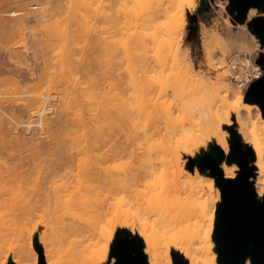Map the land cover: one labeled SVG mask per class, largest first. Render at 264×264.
I'll return each mask as SVG.
<instances>
[{
    "label": "rangeland",
    "instance_id": "obj_1",
    "mask_svg": "<svg viewBox=\"0 0 264 264\" xmlns=\"http://www.w3.org/2000/svg\"><path fill=\"white\" fill-rule=\"evenodd\" d=\"M29 1V4L32 3V0ZM91 2L92 4L96 2V4L94 3V7H92L93 5H91ZM91 2L90 0L88 3H86L85 0H62L63 4H60L62 8H57L58 11L56 10L48 21L35 23L33 20H25L24 22L23 19L21 21V19L19 20L7 15V10L13 6L19 9L22 8L19 10L20 13H22L25 7L23 8V5H18V2L13 0H0V97L4 94V99L0 102V106L2 105V107H5L7 110L9 109L7 107H11L10 112L12 113V106L14 105L13 108L15 109L18 105H21L23 102L22 100L25 99L23 97L27 95L26 93L32 92L35 85H37L38 88L34 87V89L36 88V90L38 89L41 91L46 83L51 85L49 83L50 75L53 76V72L60 71V74L62 72L61 75L59 74L60 76H57L58 74L56 76L60 80H64L62 69L67 67V62L69 63L72 57H75V62L72 64L70 62L68 66H77L66 68L69 77H65V79H68V82L70 81L68 84L65 80V83L68 85L66 89L72 90L75 86L78 90L77 87L82 85L81 88L84 89L81 91H83L85 88H88L86 85L92 86L91 84L95 83L93 85L95 88L92 86L95 91L94 94L96 95V90H101L103 92V104H107L109 109L112 108L111 110L113 111L111 112L108 110L109 114L105 116L97 115L99 116L97 117L94 115V119L96 117L97 120L98 118L100 119L98 124V121L95 122L92 117L94 112H90L89 115V111L90 109L93 111L97 107L95 110L97 113L95 112V114H98V112L101 114V106L98 103L100 99L93 95L91 101H95L89 104L90 100L86 101L87 97H82V93L78 92L80 90L77 91L74 88L80 96L74 93L78 98V101L75 100L77 105L75 104L76 107L74 105L72 108L69 107L70 110L74 107L76 108L75 112L71 110L73 115L75 114L74 117H77L75 120H81L82 123L84 118V120H86V118L91 116L92 121L97 124L91 123L96 126L95 128H97V125L100 126L99 128L101 130L97 129L100 131V134L102 132V140L104 138L106 144H111L113 142L124 143L127 135H131L135 154L131 158L125 156L108 160L104 164L105 167L109 172L120 177H123L124 172L128 169L135 168L136 171L139 170L143 167V164L148 166V169L152 170L153 173L145 178L139 177L134 186L126 190L120 189L117 192L104 190L98 192L89 188L83 191L84 196L82 198V204L69 206L64 203V199L66 198L65 191L59 189L58 192H55L54 189H50L52 191L51 195L48 197L44 195L46 194L44 191L47 186L43 178L38 176V174L36 175L32 172L18 174L12 171V166H14L12 160L15 159L14 156L19 153L17 146L20 145V143L16 140L15 142L18 144L15 146V143H11V140L9 141L11 138H2L9 133L8 130L11 131L12 124L7 123L8 126L11 127H9V129L4 125V132L1 133L6 134H3L0 138V194L1 198H5L3 200L0 198L1 202L4 201L0 204V246L3 258L7 259L5 264H17L16 260L20 257L23 246L25 244L29 245L31 242L34 243L33 246L40 256V263L42 262L41 251L42 255H44L41 243L46 240L54 247L56 258L60 260L61 264H75L72 261L75 249H88L100 239H107V241L111 243L117 231H131L133 235L138 234L142 240L140 232L141 218H138V216L141 217L143 212L138 213V210L147 206L149 202L154 203L160 197V194L171 197L172 193H174V185L172 184L174 176L170 173L169 168L171 164L170 159L180 156L182 163L185 162L189 170H198L211 180L213 177H216V175L212 174L211 168L208 165L202 167L201 160L211 155L219 163V167L221 168L225 158L228 159V157L232 155L233 133L237 132L244 149L250 147L253 150L251 144L244 140L239 132L235 113L233 111L229 113L227 107H224L222 104L218 105V107L222 120L225 124L228 123V127L225 128V130L228 131V141L230 143L228 149H220L211 125L206 124L207 122H203L204 118L199 114L200 109L196 110V114L194 115V119L199 123L194 126L192 125L190 116L185 115L180 107L183 100L188 97L190 98V96L192 98L195 95L192 93L193 90L191 85L187 83H184V86L181 85V78L176 75L172 54L167 53L165 65H156L155 70L151 72L152 75H155L154 86L157 88L150 96L146 94L143 86H140V88L133 86L129 87L126 83L120 82L125 78L123 71L126 66L125 60L123 61L122 46L124 44V39H127L129 33L133 34V31L141 29L152 14L157 16V18H154L161 24L160 30H163L165 26L164 23L168 18L165 11L168 12V14L174 12L180 14L184 11L186 21L183 33V46L189 48L195 66L212 79L221 75L222 79L230 82L233 87L243 90L246 101L261 107V101L255 98L247 99V94L251 85L242 87L231 79V74L234 72L236 66L230 68L227 58L230 50L237 49L233 43L232 36L244 33L249 45L247 49H243L241 56H244V53L250 54L254 63L258 62L264 64V35L261 36L255 27V22L264 18L263 6L256 7L253 5L249 7L245 13L240 14L234 0H101L98 3L97 0H91ZM85 3L90 4L85 5ZM85 6L88 7L87 9H90L89 12ZM252 8H254V11ZM19 15L18 18L21 17V15ZM32 30L40 36L38 37V44H35L33 41V38H37V35H33L32 38ZM42 30L45 32L44 35H41ZM21 31L23 32L21 33ZM208 33H214L220 37V42L212 40L214 45L210 48V56L213 57L214 64L208 61L207 48L204 44V35ZM69 48H71V50L73 49L72 51L75 53L72 57L71 55L68 56ZM223 52L226 57V62L220 66L216 58L221 56ZM153 53L152 51L151 54ZM61 57H67L66 62L65 60L63 61L64 58L62 59V61L66 63L62 62L65 64V67L62 65L63 68H61ZM68 58L70 59L68 60ZM135 61L132 63L134 64ZM79 65H82V67L91 66L92 71L87 68L89 72H86L83 68V70H85L84 72ZM69 69H72V71ZM69 72H72L71 78ZM82 73L88 74L81 78L80 76ZM56 76L54 75L55 79L52 77L51 80L53 79V82L57 81L59 83L60 80L58 81ZM79 78H81V81H79ZM47 79H49V81H47ZM76 79H78L81 85L78 86L79 82L77 83ZM52 81L51 83H53ZM38 83L41 84V89H39ZM32 84L35 85L33 86ZM55 84L57 83L55 82ZM72 84L74 85L72 86ZM75 84H77V86ZM54 85L52 84V87ZM95 85H97V87ZM28 86L31 89L27 88ZM193 86L196 93L198 92L196 90L201 89L198 85ZM15 87L18 88V92H16L17 89H15ZM162 88L167 90V94L157 97ZM24 89L26 90L24 91ZM74 90L73 92H75ZM3 91H7L8 96L7 92L5 95ZM19 91H21L22 94L24 93L23 96ZM88 91V93L93 92L90 87ZM84 92L83 94L87 95L86 90ZM11 94H13L15 100L19 95L21 98L19 96V101H17V99L15 103L14 100L11 102L10 99H8L9 101L5 99V96H10L9 98H12ZM72 96V99H76L74 95ZM94 97L96 99H93ZM149 97H153V99H149ZM79 98H84V101H82L84 103L83 107ZM0 100L2 99L0 98ZM24 101H27V99ZM72 101L74 102V100ZM93 102L98 105H92L94 109L90 108ZM80 103L81 106L79 105ZM87 104H89V107ZM121 104L123 108H128L131 122H128L127 118L121 115L123 111L120 112L118 109ZM79 108H81V110ZM83 108L85 111L88 110V114L87 111L85 112L86 114L83 112ZM70 110L69 113L71 112ZM76 113H79V116L81 115L80 118H78L79 116H77ZM14 115H19L17 118L22 116L19 118V120L22 121L28 117L22 113ZM70 115L72 116V114H69V117H71ZM83 115L85 116L84 118H82ZM91 119L89 118L88 120ZM70 121L72 122V120ZM79 124L80 121L78 124H72V126L69 127L72 128L74 125L78 127ZM87 124H83L82 126L79 125L80 128L82 127L81 129L83 132L78 129L79 127L77 129L73 127V129L75 128L76 130L70 129L74 131L71 132L67 129L69 127L66 126L62 130L64 131L67 129V132L64 131V133L61 130V134L59 133L60 135H58L61 136L62 139L65 137V140L66 137L71 138L72 136L73 138L78 135L77 137L81 136L82 139L88 137L87 141H93V134L98 130H95L93 127L94 131H91L92 124L86 128L85 125ZM6 127L8 130H6ZM33 128H35V126ZM84 130L87 131V136H85L86 132L84 133ZM41 131L40 133H43V135L45 132V135L48 133L46 129ZM62 134H69V136L63 137ZM22 135L21 133L20 137ZM7 136L9 137V134L6 135V137ZM12 136L15 137L16 135ZM18 137L16 136L15 138L19 139ZM77 137H75L77 139L75 142V149H81L85 146L87 141L85 138L83 140L79 138L78 141ZM75 138L74 140H76ZM72 140L71 142H73ZM11 147L12 149L15 148L18 153L16 151V153L13 152L14 150L12 151ZM94 153L95 151L93 150H85L81 156L84 160H93ZM248 158L249 164L253 167L254 172L250 177L252 180L256 177L257 171L255 154L254 157L249 156ZM10 165H12L11 170L9 169ZM231 165H233L232 167L235 171V177L233 178L235 179L240 172V165L236 160H231ZM40 181H43L44 184L42 183V185L44 188H42ZM39 182L40 186L38 185ZM216 185L220 189L221 194L217 197L218 211L222 202V191L217 181ZM40 187V192H38L37 195V191H39L38 188ZM53 191L55 193H53ZM39 194L44 196L42 197ZM216 194L217 193H215V195ZM263 196L259 197V199H262ZM129 206H132V211L136 215H129L128 219H126L123 214H120L121 212H119L118 208L126 209ZM145 216L146 215H144V217ZM154 217H156L155 214H153L152 218ZM72 225H79L82 228V234L78 235L73 233L68 235V237L65 236V227ZM39 245L41 249H39ZM172 253L173 258L176 254L185 259L184 256L180 252L175 251V249H172ZM44 259L46 261L45 256ZM116 260L117 258L113 255L111 247L110 258L107 264H115Z\"/></svg>",
    "mask_w": 264,
    "mask_h": 264
},
{
    "label": "bare ground",
    "instance_id": "obj_2",
    "mask_svg": "<svg viewBox=\"0 0 264 264\" xmlns=\"http://www.w3.org/2000/svg\"><path fill=\"white\" fill-rule=\"evenodd\" d=\"M13 1L18 2L17 3L18 5H23V8L24 7L25 8L22 10V13H20L19 10H21L22 8L19 9L18 7L13 6L7 10L8 13L6 14L16 19L19 20L21 19V21L23 19L24 22L25 20L27 21L33 20L35 21V23L46 22L51 18V16L54 15L57 8L58 9L62 8V6L60 7L62 0H34V1L32 0V3H30L31 5L29 4L30 2L29 0H13ZM88 1L85 0L86 3H88ZM99 1L97 0V3ZM86 3L85 5L90 4V3L89 4ZM94 3L96 4V2ZM94 3L92 4L91 2V5H93L92 7H94ZM32 6L34 9L32 8ZM87 8L88 7H86V9ZM87 10L88 12L90 11V9ZM252 10L254 11V8H252ZM19 14L21 15L22 18L21 17L18 18ZM165 14L168 18L164 23L165 26L163 30H160L161 24H159L155 19L157 18V16L155 14H152L146 20V24L142 26L141 29H137L136 31H133L134 33L131 32L133 34L129 33L127 39L126 38L124 39L122 51L124 56L123 61L125 60V64H126L125 70L123 71L125 78L124 80L122 79L120 82L126 83L129 87L133 86L136 88H140V86H143V89L146 92V94L150 96L151 93H153L154 90H156L157 88L154 86L155 75L154 74L152 75L151 72L155 70L156 65L164 66L167 55L172 54L173 55L172 58H174L173 60H174L176 75H178L181 78V82H182L181 85L184 86V83H187L192 86L193 91H194L193 85H198V87L199 86L201 87L200 90H196L198 91L197 93L195 91H194L195 93L192 91V93L195 96H193L192 98L190 96V98L188 97L187 99L182 101L180 109L184 111L185 115L190 116V122L192 123L193 126L199 123L196 121V119H194V115L196 114L195 111L200 109L199 114L204 118L203 122L204 123L207 122L206 124L211 125L213 129V133L215 135V139L218 145L220 146L221 150L228 149L230 143L228 141V131L225 130V128L228 127V123L225 124L224 121L222 120L221 115L219 113L218 105L222 104L224 107H227L229 113L232 111L235 113L236 122L239 126L240 134L242 135L244 140L248 141L253 147L255 159H256L255 164L257 167V171H256V177L253 178L252 181L257 191L258 198L263 196L264 195V112L262 108L254 103L246 101V97L243 90L241 88L233 87L230 84V82L222 79L221 75H218L214 79H212L211 77H208L206 74L202 73L195 66L191 58L189 48L183 46V33H184V27L186 21L185 12L182 11L180 14H178L177 12L168 14V12L165 11ZM22 32L23 31H21V33ZM34 32L35 31L32 30L33 33V34L31 33L32 38L33 35L34 36L37 35L36 32L35 33ZM44 33L45 32L42 30L41 35L42 34L44 35ZM38 37L40 36L37 35V38L36 37L33 38L35 44H38L39 42ZM232 37H233L232 38L233 43L237 49L230 50L229 56L227 58L230 68H234L237 64H240L244 61V58L241 56V52L243 51V49H247L249 45L244 33H241L240 35L237 36L233 35ZM212 40L216 42H220V37L214 33H208L204 35V44L207 48L208 61L211 64H214L213 57L210 56L211 54L210 48L211 46L214 45ZM69 49H70L69 54L68 53L67 54L68 56L71 55L72 57L73 55H75V53L74 51H72L73 49L72 50L71 48ZM151 50L154 52L153 54H151L152 53ZM67 57H61V68H63V66L66 64L65 62L67 61L66 60ZM62 59L63 61L65 60V62H63ZM69 59L70 58H68V60ZM75 59H76L75 57L74 58L72 57L70 59L71 64L75 62L74 61ZM216 59H218L219 61L218 65L221 66L222 64H224L226 62V57L224 56V52L221 53V56L217 57ZM133 61H135L134 64L132 63ZM62 62L65 64H63ZM69 63L67 62L66 66L70 68L73 65L68 66ZM74 66L76 67L77 65ZM79 66H81L82 70L84 68L86 72L87 71L89 72V70L92 71L91 66L89 67L88 66L82 67V65ZM67 67L62 69L64 74L63 77L64 80L61 79L62 81L59 78H57V76H60L62 72L61 74L60 71L53 72L55 76L58 74L56 78L58 81L60 80V82L58 83L57 81H55L57 84L53 82L54 81L53 79H52L53 81L51 80V78L54 77V75L53 76L50 75L49 83L51 85L46 83V85L48 86L44 85L45 87L42 88V91L38 89L37 91L36 88L34 89V87H37V85L34 84L35 85L34 86L32 84L34 86L33 87L34 90L32 89V92L30 90H29L30 92L27 91L28 92L26 93L27 95L25 94L26 96L24 95L25 97H23L27 99V101H24L25 99L22 100L23 102L21 103V105H18L15 109L13 108L14 106L13 105L12 106L13 110H11L12 113L10 112L11 107H7L5 105L7 108H9L7 110L5 107H2V105L0 106V126H2L0 128L2 129L4 125H6L9 128L11 126H8V124L9 123L12 124L11 131L8 130L6 127V130H8L9 133L7 134L3 133L4 135L9 134V137L8 136L6 137V135L5 137H2L3 134L1 132H4V128H3L2 130L0 129V138L1 137L3 139L11 138L9 139V141L11 140V143H15L16 144V145L14 144L15 146H17L18 144L17 142L20 143V145L17 146V150L19 151V153L17 152V150H15V148L12 149V147L15 146L11 147L12 151L14 150L13 152L16 151L18 154L15 156L13 155L15 158L12 160L14 166H12L13 164L10 165L9 167L10 170L12 166L13 167L12 171L18 174H21L23 172H32L33 174L36 175L38 174V176L43 178L44 183L47 186L45 188L48 192L46 190L45 191L42 190L46 193V194L43 193L45 196L48 197L51 195L52 191L50 189L52 190L54 189L55 192H58V190L60 189L66 192L65 193L66 198L64 199V203L69 206L70 205L73 206L83 203L82 198L84 196L83 193L84 190H87L89 188H92L94 191H98V192L104 190L112 191V192H117L120 189L126 190L134 186L136 180L139 177L145 178L149 174L153 173V171L148 169V166L143 164V167H141L137 171L135 168L126 170L124 172L123 177L116 176L111 172H109L104 165L108 160L116 159L118 157H125V156L131 158L135 154V150L132 145L131 135L130 134L127 135L126 141L124 143L113 142L111 144H106L104 138L102 140L103 137L102 132L100 134L99 131L101 130L99 128L100 126L97 125V128L99 129L98 130L97 128H95L96 126H94L91 123L93 122L91 116H89L88 118H86V120H84L85 116L83 115L82 118L84 119L82 120V123L83 124L88 123L87 125H85L86 128H88L92 124L93 125V126L91 125L92 129L90 128L91 131L93 130V127L95 130L96 129L98 130L97 132H95V134H93L92 137L94 138L93 141L92 140H90L91 142L87 141L88 137L87 138L84 137L87 142L85 141L86 144L81 148L82 149L81 150V149H75V145H76L75 142L77 141L75 137H77L78 135L73 138L72 136L71 138L66 137L65 140L64 136L67 135L69 136L70 134L69 133L63 135L65 132H67L66 131L67 129L71 131L70 129L76 127L75 125L78 124L79 121H80L79 125L82 124L81 120L79 121L75 120L77 117L75 118L74 117L75 114L73 115V112L71 111V110H73L74 112L76 111L75 108L77 105L76 101H78V98L75 96L74 93H76L77 96H79L78 95L79 93H82L81 94L83 95L82 97L84 98L87 97L86 101L90 100L89 104L90 102L95 101V100L91 101V97L95 95L94 94L95 87L93 86L95 83L91 84L94 88L90 85L88 86L86 85V87L88 88L90 87L93 90V92H90L92 94L88 93L90 91V89L88 91V88L87 89L85 88L86 94L88 96L83 94L85 90L81 91L84 88H81L82 85L80 84L79 81H81V78L84 75H87L88 73L85 74L82 73L81 76L76 74L77 76L81 77L79 78L80 79L79 81L78 79H76L77 83L79 82L78 86L81 85L77 87L78 90L80 91H78L74 86L75 90L79 92L78 94L77 91L74 90V88L72 90L66 89L68 88L66 87L68 85L67 83H65L66 80L65 77L66 78L69 77L68 72L66 71ZM72 69L69 70L72 71ZM85 70L83 71L85 72ZM71 73L69 72L70 78H71ZM67 80L66 82H68ZM47 81H49V79H47ZM51 81L53 83H51ZM41 83L44 84L43 82ZM69 83L70 81L68 82V84ZM38 84H39L38 85L39 89H41L40 88L41 84L40 83ZM52 84L55 85L52 87ZM73 85L74 84H72V86ZM75 85L77 86V84ZM95 86L97 87V85ZM27 88H29V86ZM15 89H17V91L16 90L15 91L18 92V88L15 87ZM26 89H24V91ZM70 90H71V96L74 95L76 99L75 98L72 99L73 96L72 97L70 96ZM73 90L75 92H73ZM21 91L19 92L21 93ZM100 91L96 90L95 97L97 96L98 99L102 101L101 102L100 100H98V103L101 106L100 107L101 114L100 112H98V114H95L96 112L95 110L97 107L93 111L90 109L93 108L92 105L98 106L97 103L96 104H94V102L91 103L90 108H88L90 109L89 115L90 112L92 113L94 112L92 115L93 119L97 115L100 116L108 115L109 114L108 110L113 112L111 110L112 108L109 109L107 104H103V94H102L103 92ZM6 92H4L5 95ZM166 92L167 90L162 88L157 97L166 95L167 94ZM89 94L92 96H90ZM11 95L12 98H9L10 96L7 97L8 96V92H7V96H5V99L7 100L10 99L11 102L12 100H14L15 103L17 99H18L17 101H19V99L21 98V96L19 95L20 98H18L19 96H17V98L15 97L16 98L15 100L13 98L14 97L13 94ZM3 97L4 94L2 95V97H0L2 99L0 100V102L3 101L4 99ZM95 97L93 99L97 98ZM83 99H80L81 100L80 102L83 104L82 107L84 106V103L82 102L84 101ZM149 99H153V97H149ZM72 100H74V102ZM81 103L79 104L80 106ZM89 104H87L88 107ZM73 105L75 106L74 107L75 109L73 108L70 110V108H72ZM79 109L81 110V108ZM118 109L120 110V112L123 111L121 115L125 116L128 122H131V116L130 114H128V108L126 107L123 108V105L121 104L119 105ZM69 110L72 113L71 112L69 113ZM82 110H84V108ZM86 111L88 114V110ZM86 111L84 110L83 112L85 113ZM18 112L22 113L23 115H27L28 119L24 118L25 119V120L23 119L24 121L19 120V118H21L22 116L17 118L19 115L17 116L14 115V114H19ZM69 114H72L73 117L71 115L70 116L72 118L69 117ZM78 114L77 116H79ZM80 116L78 118H80ZM89 118L91 120H88ZM96 118L94 120L95 122L98 121L97 123L99 124L100 119L98 118L97 120ZM73 119H74V123H73ZM70 120H72V122ZM72 124L75 125L72 128H70L69 126H72ZM34 126L35 128H33ZM66 126H68L69 128L65 129L64 132L62 129ZM78 127H76V129ZM81 128L79 127L78 129L82 130ZM44 129H46L48 133L50 132L49 135L48 133L47 135H45L46 132L44 135L43 133L42 134L40 133V131ZM76 129L74 128L73 130L75 131ZM61 130L64 132L62 134V136L64 137L63 139L61 138V136H59L62 132ZM87 131L84 130V133L86 132L85 136H87ZM19 133L20 134L22 133L23 135L20 137ZM12 135H16L17 137L19 135L18 137L19 139H16L15 138L16 136L14 137ZM74 138L76 140H74ZM77 138L79 141V138H81V136ZM16 140L17 142H15ZM71 140L73 142H71ZM85 150L95 151L93 155L94 156L93 160L83 159L81 155L82 153L85 152ZM170 163H171L169 165L170 173L174 176V178L172 179V184L174 185L173 188L174 193H172L171 197H169L168 195L164 196L160 194V197L154 203L149 202L147 203V206H144L142 209L138 210V213L143 212L142 216L141 217L138 216V218H141L140 232L144 244L143 251L147 256L148 263L175 264L172 253V249H175V251L180 252L184 256V258L188 261L189 264H220L218 241L216 239L215 229H216V213L218 208L217 197H219L221 194H220V189L216 185V177H213V179L210 180L206 175L201 174L198 170L196 171L189 170L186 167L185 162L182 163L180 156L170 159ZM232 166L233 165H231V160L225 158V161L221 169L226 178L233 179L235 177V171ZM40 182L38 183V185L40 184ZM42 183L43 181L41 182V185ZM42 188H44L43 185ZM40 189L41 187L38 188L39 191H37L36 189L37 195L38 192H40ZM54 191L53 193H55ZM215 193L217 194L215 195ZM44 195H40V196L43 197ZM0 198H1V194H0ZM1 199L3 200L5 198L3 197ZM3 202L4 201H2L0 204H2ZM118 210L119 212H121L120 214H123L126 217V219H128L129 215L131 216L136 215L132 211V206H129L126 209L118 208ZM153 214H155L156 217L152 218ZM144 215L146 216L144 217ZM65 228H66L65 236L67 237L68 235H71L73 233L78 235L82 234L81 233L82 228L79 225L67 226ZM33 244L34 243L31 242V244L29 245L25 244L23 246L21 255L16 260L17 264H41L45 260L44 256L46 258L45 262H47V264H61L60 260L56 258L55 249L50 242L45 240L42 241L41 243V246L44 251L43 252L44 255H42V251H41V257H42L41 263H40V256L36 251V248L33 246ZM110 252H111L110 241H107V239H100L97 242H95L92 246H90V248L88 249H77V250L75 249L72 256V261L75 264H107L110 258ZM6 260L7 259H4L1 254V246H0V264H5ZM244 264H252L251 259L248 258Z\"/></svg>",
    "mask_w": 264,
    "mask_h": 264
},
{
    "label": "water",
    "instance_id": "obj_3",
    "mask_svg": "<svg viewBox=\"0 0 264 264\" xmlns=\"http://www.w3.org/2000/svg\"><path fill=\"white\" fill-rule=\"evenodd\" d=\"M234 1L240 14L245 13L253 5L264 7V0ZM255 27L261 36L264 35V18L257 20ZM251 98L261 101L264 112V75L251 84L247 99ZM232 142V155L228 159L236 160L240 165V172L235 179L226 178L219 163L211 155L201 160L202 167L208 165L211 168L221 188L222 202L219 209L224 204L225 189L228 191V207L232 216V226L223 246L218 242L219 262L220 264H244L250 258L251 263L255 259L258 264H264V196L262 199L258 198L253 181L250 179L254 172L248 158L249 156L254 157V152L250 147L243 148L237 132L233 133ZM215 232L218 241L217 227ZM39 249H41L40 245ZM174 260L175 264L178 262L189 264L187 260L176 254ZM142 261L143 264H149L144 251H142ZM42 264H46L45 260Z\"/></svg>",
    "mask_w": 264,
    "mask_h": 264
},
{
    "label": "snow or ice",
    "instance_id": "obj_4",
    "mask_svg": "<svg viewBox=\"0 0 264 264\" xmlns=\"http://www.w3.org/2000/svg\"><path fill=\"white\" fill-rule=\"evenodd\" d=\"M231 226L232 216L228 207V191L225 189L224 204L216 213L218 242L221 246L227 240ZM111 247L113 255L117 257L116 264H143V243L138 234L133 235L131 231H117L111 241ZM252 264H258V262L253 259Z\"/></svg>",
    "mask_w": 264,
    "mask_h": 264
},
{
    "label": "built area",
    "instance_id": "obj_5",
    "mask_svg": "<svg viewBox=\"0 0 264 264\" xmlns=\"http://www.w3.org/2000/svg\"><path fill=\"white\" fill-rule=\"evenodd\" d=\"M242 57L244 61L236 65L234 72L231 74V79L242 87H248L264 75V64L254 63L252 56L247 53H244Z\"/></svg>",
    "mask_w": 264,
    "mask_h": 264
}]
</instances>
